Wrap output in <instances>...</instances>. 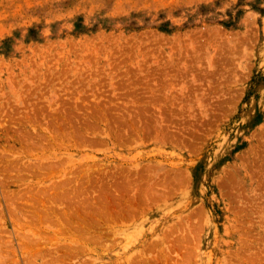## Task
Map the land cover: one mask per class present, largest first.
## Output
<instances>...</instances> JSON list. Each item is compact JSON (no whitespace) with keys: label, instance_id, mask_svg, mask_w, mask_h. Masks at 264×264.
Here are the masks:
<instances>
[{"label":"rangeland","instance_id":"rangeland-1","mask_svg":"<svg viewBox=\"0 0 264 264\" xmlns=\"http://www.w3.org/2000/svg\"><path fill=\"white\" fill-rule=\"evenodd\" d=\"M0 264H264V0H0Z\"/></svg>","mask_w":264,"mask_h":264}]
</instances>
